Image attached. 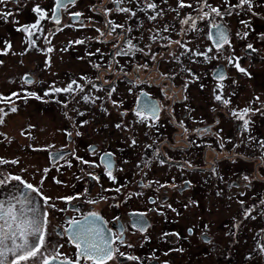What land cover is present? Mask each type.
Wrapping results in <instances>:
<instances>
[{
  "label": "flooded vegetation",
  "instance_id": "1",
  "mask_svg": "<svg viewBox=\"0 0 264 264\" xmlns=\"http://www.w3.org/2000/svg\"><path fill=\"white\" fill-rule=\"evenodd\" d=\"M62 4L0 3V199L39 190L52 264L91 213L108 264H264V0Z\"/></svg>",
  "mask_w": 264,
  "mask_h": 264
},
{
  "label": "snow or ice",
  "instance_id": "2",
  "mask_svg": "<svg viewBox=\"0 0 264 264\" xmlns=\"http://www.w3.org/2000/svg\"><path fill=\"white\" fill-rule=\"evenodd\" d=\"M0 3H5V0H0ZM241 3L247 4L249 0H241ZM64 6L66 5L62 4V0H56V10ZM185 6L186 5L181 3V7ZM188 6L190 7V5ZM150 7L155 8V5H150ZM34 11L41 13V18H43L42 10L39 7L35 8ZM123 11H127V9ZM212 11L218 16L221 15L215 8H213ZM3 15H10V13ZM53 15L55 16V10ZM75 15L78 16L80 14L76 13ZM155 18L156 17H151L150 19ZM56 22L59 23L58 18ZM184 22L187 23V21ZM31 27L36 28L37 25L34 24ZM217 27L219 28V26ZM18 30L29 32L27 26ZM220 40L226 41V36H224L223 33H220ZM249 47H251V45H249ZM239 70L241 72L245 71L243 68ZM70 90L71 86H69L68 89H56L55 91ZM84 99L87 100L88 97H84ZM216 99L220 100L221 97L217 96ZM224 103L227 104L228 101L225 100ZM11 110L15 112L16 108H12ZM150 110L155 115L159 109L158 106H150ZM0 111H2V109H0ZM249 111V109H245L242 114L233 113V115L243 121L245 129H247L250 121L244 117ZM137 114L140 115L139 113ZM261 143L264 145V142ZM106 155L110 156L111 154ZM105 166L109 169L108 175L111 177V162H106ZM9 179L19 181L24 188L29 191L19 195L9 191L6 199H0V264H5L7 254L9 253L13 257V259L9 261V264H52V261L58 258L59 253L48 250L49 246L46 241L47 234L45 231L48 222V213L44 212L41 217L38 206L34 204L30 198L31 193H35L39 196V190L31 184L25 183L18 176H13ZM244 179L248 180L249 177L245 176ZM8 182V180H0V186H6ZM18 191L19 190H17V192ZM117 191H119V189H117ZM41 198L44 200L45 204H48L50 198ZM49 207L54 208L55 205H49ZM84 219L85 223L83 224L79 221H71L72 227L65 230L70 233V240L77 248V259L74 262L61 261V264H80L81 259L90 262V264H108V261L114 258L113 253L116 251L112 246V241L103 238V230L96 224V220H98L99 217H97L95 213H91L90 217H85ZM129 259L136 258L129 257Z\"/></svg>",
  "mask_w": 264,
  "mask_h": 264
},
{
  "label": "rangeland",
  "instance_id": "3",
  "mask_svg": "<svg viewBox=\"0 0 264 264\" xmlns=\"http://www.w3.org/2000/svg\"><path fill=\"white\" fill-rule=\"evenodd\" d=\"M203 67L205 70H207V67H205V66H203ZM259 90L262 91L264 89L262 88V86L260 85V83L257 80L241 82L240 94L244 95L246 100L251 101L250 95H252L254 92H256V94H257ZM263 100H264V98H263Z\"/></svg>",
  "mask_w": 264,
  "mask_h": 264
}]
</instances>
